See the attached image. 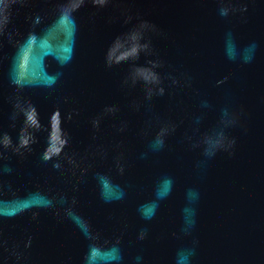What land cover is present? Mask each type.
<instances>
[{"label":"water","instance_id":"95a60500","mask_svg":"<svg viewBox=\"0 0 264 264\" xmlns=\"http://www.w3.org/2000/svg\"><path fill=\"white\" fill-rule=\"evenodd\" d=\"M0 264H264V0H0Z\"/></svg>","mask_w":264,"mask_h":264}]
</instances>
